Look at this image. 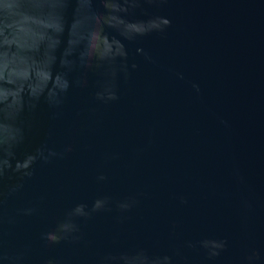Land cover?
<instances>
[{"label":"water","instance_id":"water-1","mask_svg":"<svg viewBox=\"0 0 264 264\" xmlns=\"http://www.w3.org/2000/svg\"><path fill=\"white\" fill-rule=\"evenodd\" d=\"M0 264H264V0H0Z\"/></svg>","mask_w":264,"mask_h":264}]
</instances>
